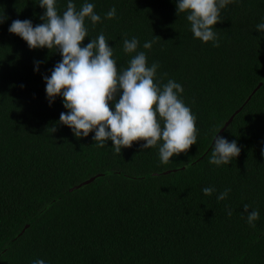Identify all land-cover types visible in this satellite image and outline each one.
Returning a JSON list of instances; mask_svg holds the SVG:
<instances>
[{
    "label": "trees",
    "instance_id": "obj_1",
    "mask_svg": "<svg viewBox=\"0 0 264 264\" xmlns=\"http://www.w3.org/2000/svg\"><path fill=\"white\" fill-rule=\"evenodd\" d=\"M36 2L0 0V264H264V34L255 30L264 0L221 9L218 47L193 37L175 0H88L101 22L86 19L82 45L103 33L119 70L131 58L123 40L136 37L149 65L159 63L154 83L184 89L197 142L167 164L144 141L116 154L111 141L98 148L94 133L77 139L59 124L67 110L60 97L49 105L42 77L61 56L8 32L16 19L43 22ZM84 2L74 0L77 9ZM66 6L57 0L58 12ZM215 134L241 148L229 165L209 163ZM244 204L260 213L255 228Z\"/></svg>",
    "mask_w": 264,
    "mask_h": 264
},
{
    "label": "clouds",
    "instance_id": "obj_2",
    "mask_svg": "<svg viewBox=\"0 0 264 264\" xmlns=\"http://www.w3.org/2000/svg\"><path fill=\"white\" fill-rule=\"evenodd\" d=\"M234 0H175L176 14H186L194 38L202 43L213 42L218 47V37L213 30L220 21V11ZM43 9L42 23L33 26L32 20H13L8 32L24 40L29 49L47 48L58 52L61 59L54 65L50 75L42 77L45 82L46 99L49 105L57 97L63 107L59 124L67 126L75 138H86L90 133L98 148L112 142V150L120 154L122 148L131 147L134 141H144L142 149L158 147L159 160L167 164L174 155L185 152L197 142L196 116L185 105L181 94L182 85L169 79L162 86L154 83L158 62L148 63L144 51H138L136 37L123 40V52L130 54L126 68L119 69L113 59V47L105 35L100 33L87 44L86 19L93 26L101 22V16L94 11V3L85 2L76 8L74 0H67L66 9L58 12L57 0H37ZM117 9L111 7L105 19L116 16ZM7 17L0 15V24ZM255 30L264 34V22ZM154 41H145L144 49H151ZM39 61H34V72H39ZM111 105V107H110ZM241 148L236 140L229 141L215 134L209 163L216 166L229 165L239 156ZM264 156V147L261 148ZM205 195L215 192L212 186L202 188ZM230 189L220 192L217 201L224 200ZM246 223L255 228L260 218L257 209L249 211L243 205ZM231 211L228 215L231 216ZM32 264H46L35 259Z\"/></svg>",
    "mask_w": 264,
    "mask_h": 264
},
{
    "label": "water",
    "instance_id": "obj_3",
    "mask_svg": "<svg viewBox=\"0 0 264 264\" xmlns=\"http://www.w3.org/2000/svg\"><path fill=\"white\" fill-rule=\"evenodd\" d=\"M260 87H261V85L258 86V88H260ZM232 119H233V117H232V118L226 123V126L220 131V134L223 133V132L225 131V129L227 128V126H229V124L231 123ZM92 181H93V179H90V180H88V181H85L84 183L80 184V186H78V187H81V186H83V185L89 184V183H91ZM78 187H76V188H78Z\"/></svg>",
    "mask_w": 264,
    "mask_h": 264
}]
</instances>
